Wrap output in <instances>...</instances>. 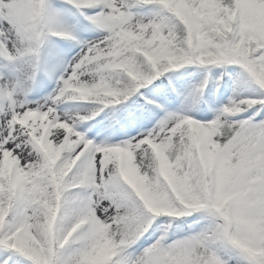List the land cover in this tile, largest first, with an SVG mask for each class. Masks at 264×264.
<instances>
[{
    "label": "snow or ice",
    "instance_id": "obj_1",
    "mask_svg": "<svg viewBox=\"0 0 264 264\" xmlns=\"http://www.w3.org/2000/svg\"><path fill=\"white\" fill-rule=\"evenodd\" d=\"M0 264H264V0H0Z\"/></svg>",
    "mask_w": 264,
    "mask_h": 264
}]
</instances>
